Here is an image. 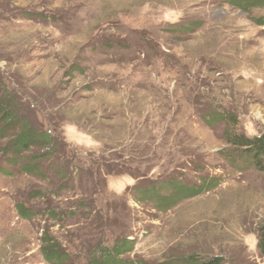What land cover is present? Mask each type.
<instances>
[{"label":"rangeland","instance_id":"374dc122","mask_svg":"<svg viewBox=\"0 0 264 264\" xmlns=\"http://www.w3.org/2000/svg\"><path fill=\"white\" fill-rule=\"evenodd\" d=\"M11 9L6 14L0 6L1 83L93 172L63 181L48 159L43 176L25 174L7 163V139L0 137V264H52L40 249L44 230L77 264L120 239L132 241L124 258L133 264L191 256L264 264L257 246L264 173L239 159L226 123L205 120L215 108L237 116L236 133L264 132V33L257 22L264 7L13 0ZM30 9L56 19L23 15ZM191 23L196 28L182 33L180 26ZM96 161L125 164L122 172L130 173L110 175L104 166L98 172ZM172 176L196 186L213 180V187L166 212L137 200V189ZM36 191L45 197L31 198ZM47 199L63 218L44 211ZM19 203L35 216L21 217Z\"/></svg>","mask_w":264,"mask_h":264},{"label":"trees","instance_id":"16d2710c","mask_svg":"<svg viewBox=\"0 0 264 264\" xmlns=\"http://www.w3.org/2000/svg\"><path fill=\"white\" fill-rule=\"evenodd\" d=\"M231 2L247 12L252 7H264V0H231ZM0 6L3 12L9 14L10 10L13 11L11 9L13 7V0H3V2H0ZM23 15L28 18L56 19L51 13L33 12L31 9L24 11ZM257 22L263 26L264 33V19H258ZM196 26L197 23H191L180 27L182 33H191ZM31 114V111L29 109L27 110L15 89L10 87L8 83H1L0 81V137L7 139L3 151L8 155L7 163L11 167H20L21 171L25 174L43 176V161L53 159L54 166L57 168L56 172L63 181L73 179L75 172L81 176L93 172L91 169L85 170L81 164L77 165L82 160L79 158L80 156L71 150L67 151V144L57 134L40 128L34 118L31 117ZM205 120L209 124H214L215 122L226 123L230 128L227 127L225 136L227 137L228 143L232 144L238 151L239 159L243 158L246 161L247 167H255L264 173V132L254 137L246 136L243 133H236L237 116L231 112L219 111L215 108L205 114ZM116 156L119 159L121 158L118 155ZM61 159L64 160L63 163L60 161ZM97 164L98 172L104 166V168L106 167L105 171H108L107 173L110 175L119 174L125 168V164L114 165V167L111 164ZM4 172L7 173V171ZM124 172L130 173L128 169ZM211 182L213 180H205L197 186L195 184L188 185L180 181L178 177L172 176L161 185H150L147 188L137 189V200L142 202L152 200L159 211L166 212L177 206L181 201L206 190H210L213 187ZM38 197L44 198L45 195L40 191H36L31 198ZM46 204L47 206L44 208V211L49 215L60 219L63 218V215L65 216L64 211H56V206H52L50 199H47ZM17 211L25 219H31L36 214L33 209L24 203L17 205ZM41 241V253L49 263L77 264L49 231H43ZM257 246L261 255L264 256V226L261 227ZM131 250H133L132 241L120 239L109 248L100 247V252L99 248L91 251V259L88 264H133L131 260L124 258ZM220 263V257L210 258L200 262L191 256L177 261V264Z\"/></svg>","mask_w":264,"mask_h":264}]
</instances>
